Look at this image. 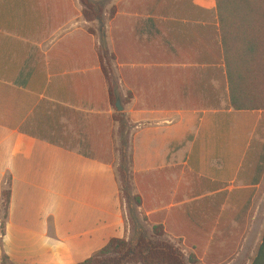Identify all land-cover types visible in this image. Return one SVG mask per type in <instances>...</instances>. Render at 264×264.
<instances>
[{
    "label": "crops",
    "instance_id": "obj_1",
    "mask_svg": "<svg viewBox=\"0 0 264 264\" xmlns=\"http://www.w3.org/2000/svg\"><path fill=\"white\" fill-rule=\"evenodd\" d=\"M137 2L129 0L128 5L134 8ZM192 6L213 12L216 0H192ZM7 16L6 23L39 22ZM129 16L136 23L138 18H154L135 12ZM21 30L5 32L20 47L0 48V87L5 90L4 96L0 91V121L10 123L0 124V213L7 178L12 193L5 236L0 239V264L4 255L10 264H80L111 239L130 234L113 165L82 153L78 146L48 138L65 134L77 116L93 113V102L102 98L101 85L93 80L100 67L86 66L91 47L86 37L79 41L76 32L45 51L39 33ZM70 38L71 43L64 41ZM32 53L42 57V66L30 62ZM150 87L148 81L144 94L149 99ZM214 98L219 105L216 93ZM216 107L196 111L203 115L200 127L188 135L192 140L182 130L178 145H165L175 158L135 172L142 201L138 211L182 242L200 264H252L264 234V217L256 204L264 200V140L254 128L264 121L263 112ZM185 114L180 111V116ZM34 115L43 119L42 127L29 125ZM179 154L185 159L177 160ZM190 201L197 207L189 210ZM194 211L199 219L187 225Z\"/></svg>",
    "mask_w": 264,
    "mask_h": 264
},
{
    "label": "rangeland",
    "instance_id": "obj_2",
    "mask_svg": "<svg viewBox=\"0 0 264 264\" xmlns=\"http://www.w3.org/2000/svg\"><path fill=\"white\" fill-rule=\"evenodd\" d=\"M86 1L89 6L94 5L104 11L102 21L86 22L83 17L86 7L81 0H0V48L4 49L6 44L13 48L20 47L15 44L18 43L17 40L5 35L6 31L20 29L32 34L39 33L45 51L53 48L68 33L76 32L79 41H85L86 37L92 53L91 56H85L86 66L100 67L101 72L93 80L98 82L96 85H101L102 98H98L97 104L93 102V113L85 118L77 116L70 121V125H67L69 128L63 131L65 134L49 135L48 138L78 146L82 153L112 164L117 179H120L119 186L120 169L124 168L129 173V188H121L123 198V191L129 193V197L125 195L127 203L122 201L127 215V229L130 232L126 239L129 240L135 233V222L142 223L149 230L158 226L153 225L143 212L138 211L133 198L140 197L136 188L135 172L146 170L150 163H162L166 157L168 160L175 158V152L169 153L165 145L171 142L173 146L178 145L180 137L177 134L182 130L187 131L188 140L194 138L188 135L195 133L200 127L203 115L196 114V111L216 107L214 93L217 94V107L221 111L231 109L217 14L215 10L202 12L194 8L192 0H137L134 8L129 7V0ZM89 6L87 12H92ZM118 11L122 15L120 19ZM132 12L154 18L150 22L138 18L136 23L129 16ZM124 14L126 15L123 16ZM6 15L7 18L25 16L39 22L6 23ZM77 16L81 17L76 18ZM64 41L71 43L73 40L70 38ZM32 55L30 54V62L42 66V57L33 53ZM197 63L212 67L203 70L193 65ZM103 67L113 81V97H110ZM32 76L36 79L35 75ZM212 77L214 84L211 82ZM148 81L153 95L150 99L147 98L148 93L144 94L148 92ZM0 91L4 96V88L0 87ZM183 92L187 98L181 95ZM260 92L262 94L257 103L264 105V88ZM118 101L122 111L117 109ZM180 111H185L186 114L182 117ZM34 116L30 118L29 125L37 126V122L44 124L42 118ZM182 119L185 122L180 124ZM224 121L228 120L224 117ZM48 123L54 124L52 120ZM247 125L252 127L253 124ZM256 127V135L264 140V121L254 128ZM122 156L125 157L123 163ZM176 158L185 159L183 154ZM189 203V210L197 207L196 202ZM256 204L262 211L261 217H264V200L257 201ZM195 211L187 219V225L199 219ZM166 235L183 251L186 258L194 256L182 242L174 240L167 233ZM200 263L199 261L198 264Z\"/></svg>",
    "mask_w": 264,
    "mask_h": 264
},
{
    "label": "trees",
    "instance_id": "obj_3",
    "mask_svg": "<svg viewBox=\"0 0 264 264\" xmlns=\"http://www.w3.org/2000/svg\"><path fill=\"white\" fill-rule=\"evenodd\" d=\"M81 1L86 7L83 11V17L86 22L92 23L103 20V10L94 5L89 6L86 0ZM88 6L92 12H87ZM93 11H95L94 14ZM215 11L218 20L224 68L228 81L231 109L235 112L261 111L264 113V105L257 103L259 96L262 94L260 89L264 88V0H216ZM103 73L109 87L110 97H113L114 84L111 76L105 68ZM33 106L31 103L30 107ZM0 124L10 126V123L5 120L0 121ZM42 125V122H38L37 126L42 127ZM14 128L16 129V127ZM124 158L122 156V163L125 162ZM119 172L121 178V200L127 203L125 195L129 197V193L127 194L126 191H123V195L125 194L123 198L122 189L129 188L131 177L124 168H121ZM118 182H120V179ZM11 194V182L10 178H7L1 200V240L5 236ZM133 198L136 205L140 207L141 198L138 196ZM143 221L145 222L146 220L144 219ZM134 226L135 233L131 239H111L103 249L80 264L199 263L194 256L186 258L183 251L167 238L163 226H154L151 230L140 222H135ZM3 264H10L6 255L3 256ZM252 264H264V234L262 244Z\"/></svg>",
    "mask_w": 264,
    "mask_h": 264
},
{
    "label": "water",
    "instance_id": "obj_4",
    "mask_svg": "<svg viewBox=\"0 0 264 264\" xmlns=\"http://www.w3.org/2000/svg\"><path fill=\"white\" fill-rule=\"evenodd\" d=\"M116 106H117V109H118V111H122V107H121V105H120V102H119V101L117 102Z\"/></svg>",
    "mask_w": 264,
    "mask_h": 264
}]
</instances>
